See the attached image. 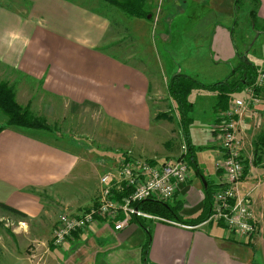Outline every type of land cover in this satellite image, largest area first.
I'll return each instance as SVG.
<instances>
[{
	"label": "crops",
	"instance_id": "obj_1",
	"mask_svg": "<svg viewBox=\"0 0 264 264\" xmlns=\"http://www.w3.org/2000/svg\"><path fill=\"white\" fill-rule=\"evenodd\" d=\"M25 1L40 23L26 22L0 0V64L53 98L51 111L84 119L96 115L98 140L94 149L87 150L76 138L8 127L0 111V264H32L27 256L30 243L49 244L59 214L80 215L94 204L100 177L108 167L106 172L114 171L125 153L154 164L181 155L184 138L167 91L173 74L195 79L208 68L215 83L245 58L264 71V32L242 50L234 44L235 0H164L157 23L160 44L170 54L172 65L166 63V69L152 75L144 65H134V45L125 47V40L121 44L127 32L122 19L114 22L108 14L70 0ZM257 2V19L264 26V0ZM257 42L258 53L252 60L250 49ZM11 78L15 76L7 77ZM189 99L194 103L191 95ZM214 103L204 149L190 133L192 145L197 152L205 151L203 157L211 164L195 156L189 180L167 202L184 219L199 215L205 191L213 194L221 185L222 175L213 167L222 156L220 140L211 133L217 117L212 112ZM162 113L170 114L172 120L156 119ZM195 117L193 113L191 129ZM252 127L245 112L239 122L243 165L239 189L253 202L259 226L256 235H240L223 223L187 229L133 218L117 232L96 223L61 248L49 244L41 264H264V145L260 142L264 131ZM139 222L151 229L145 263L147 235Z\"/></svg>",
	"mask_w": 264,
	"mask_h": 264
},
{
	"label": "built area",
	"instance_id": "obj_2",
	"mask_svg": "<svg viewBox=\"0 0 264 264\" xmlns=\"http://www.w3.org/2000/svg\"><path fill=\"white\" fill-rule=\"evenodd\" d=\"M263 89L262 70L254 82L243 89L242 95L234 98L228 109L219 114L212 129L213 136L220 140L222 150V156L213 167L222 175V180L212 195L211 214L203 223H223L243 236L256 235L259 226L254 218L252 200L248 195H242L239 189L243 173L239 122L245 112L251 110L255 114L253 110L262 103ZM182 155L154 164L134 156L132 152L125 153L114 171L105 172L100 177L94 204L80 215L73 216L68 212L58 215L49 244L61 248L75 234L84 232L96 223H103L117 232L133 218L160 221L187 229L196 228L154 216L138 207L147 200L167 203L189 180L190 168ZM49 244L45 245L47 249Z\"/></svg>",
	"mask_w": 264,
	"mask_h": 264
},
{
	"label": "rangeland",
	"instance_id": "obj_3",
	"mask_svg": "<svg viewBox=\"0 0 264 264\" xmlns=\"http://www.w3.org/2000/svg\"><path fill=\"white\" fill-rule=\"evenodd\" d=\"M70 1L71 3L73 2L78 6L81 5L82 7L93 10L95 12L101 14L105 13V15L108 14L110 17H112L114 22L119 23V20L122 19L120 23L125 24L124 27H126L127 32H125V35L122 36L123 40L121 41V44L125 40V43H123L125 47H128L130 43H132V46L134 45L132 48L136 50L137 58L133 60V63L134 65H138L140 67L145 66L147 69L146 72L149 75H152L154 72L160 74L162 71L161 68L166 69V63L172 65L170 54L167 50H164L162 44H160L161 31L158 30L159 23H157L158 19L162 18L161 10L162 12L164 11L166 0H143V10L148 14V17L144 20L130 18L120 9L113 5H110L104 0ZM235 4L237 7L236 12ZM1 5L7 10L17 12L18 16L25 19L26 22H33L32 24L41 22V20L37 16L30 13V5L25 0H2ZM253 7L254 2L252 0H235L234 3L233 41L235 46H237V48L240 50L243 49L245 44L251 46L257 34L253 30L251 22L249 20V15L247 14V12H249ZM137 24H140V26H137ZM41 32H43L42 29ZM55 38H57V36H55ZM258 43L259 42L255 43L254 46L250 49L251 52L249 53V57H251L252 60H255L254 53H258L260 45H258ZM230 69L231 70H228L226 74H222L223 76L220 78L221 80L232 72L233 68ZM258 70H260V67L258 68ZM210 73L211 71L208 68H205V70L195 79L201 84L203 83L205 85H210L214 83V81H217L212 80L213 78L210 77ZM9 76H15L18 83L16 81L13 82L15 78H11L10 80H8L7 77ZM0 80L12 86L11 88L14 93L15 101L20 106L27 107L30 111H32V114H34L35 116L39 115L37 117L44 120L45 124L49 128L48 131H45L47 135L60 139L76 138V141L83 147L87 148V150L94 149V143L98 140L95 129V120L97 119L96 115H89L87 116V119H84L68 115L65 111H51L50 107L54 102L53 98L51 99V97L44 95L41 92L39 86L33 83V81L28 78L22 79L21 77L15 75L14 70H11L10 67H7L3 64H0ZM190 95L192 96V98H194L195 104L193 113L196 115L194 121L195 125L192 127V129L190 128V133L193 132L191 138L195 142V144L197 143L201 146L202 150L204 149L203 145L205 144L207 135L209 134L208 117L210 114L211 105L214 102V98L212 94L198 90H195ZM239 95H241V93ZM239 95L237 93L234 95V97H237ZM57 103L62 104V102L58 100ZM263 105L264 103L253 110L255 113L254 115L251 113V110H249L248 112V119L251 127L254 126V128L258 129V131L262 128L264 131V112H262ZM254 128L252 127L253 130H255ZM21 130L33 131L32 129ZM39 131L43 132L42 130ZM32 133L35 134L37 132ZM193 147L196 158L198 157L200 162L208 161L210 165L211 160L203 157L204 155L202 153L205 151L197 152L198 148H196L195 146ZM177 148H179V144H177ZM166 149L169 148L167 147ZM186 152L187 147L184 143L182 144L181 154H185ZM115 161L112 162L113 165ZM109 168L110 167H108V169H105L104 172L109 170ZM189 168L191 170L192 167L189 166ZM43 243L44 246L47 244V242ZM43 243L40 244L37 240L30 243L27 250V256H29L28 258L32 264H41L45 262L44 260L49 252V249L44 248ZM38 249L39 252L37 253Z\"/></svg>",
	"mask_w": 264,
	"mask_h": 264
},
{
	"label": "trees",
	"instance_id": "obj_4",
	"mask_svg": "<svg viewBox=\"0 0 264 264\" xmlns=\"http://www.w3.org/2000/svg\"><path fill=\"white\" fill-rule=\"evenodd\" d=\"M120 9L129 17L146 19L148 14L143 10V0H104ZM254 7L249 11V20L253 30L257 34L264 32L262 26L257 19L258 2L252 0ZM238 3V1H237ZM236 3V4H237ZM235 4V12L237 10ZM258 23V24H257ZM258 67L249 62V60L241 59L238 61L232 72L223 80L215 82L211 85H204L199 83L196 79L181 73L173 74L167 85L168 96L173 103V113L177 115L178 126L182 132L184 143L187 147V152L181 157L190 167L195 168V151L190 141V128L193 124L194 103L189 99L190 94L195 90H202L211 93L214 96L215 103L212 107V112L218 121V116L221 112L228 109L230 103L234 100V95L241 93L244 88L252 84L258 74ZM12 86L0 80V111L6 117V125L17 129H32L48 131V126L44 120L38 118L27 107L20 106L14 98ZM240 95V96H241ZM238 97V96H237ZM156 119H163L167 121L172 120V116L168 113L158 114ZM3 127H0V131ZM213 134V130L211 131ZM260 142L264 145V136ZM209 190L205 191L204 207L196 217L184 219L177 215L176 207H170L167 203L158 202L155 200H147L138 205L139 209L146 211L154 216L172 220L184 225H198L203 223L211 214V196ZM2 207V206H0ZM139 225L144 228L146 232V243L143 247L142 260L146 262V255L149 251L151 240V229L139 222Z\"/></svg>",
	"mask_w": 264,
	"mask_h": 264
},
{
	"label": "water",
	"instance_id": "obj_5",
	"mask_svg": "<svg viewBox=\"0 0 264 264\" xmlns=\"http://www.w3.org/2000/svg\"><path fill=\"white\" fill-rule=\"evenodd\" d=\"M204 186H205V184H204Z\"/></svg>",
	"mask_w": 264,
	"mask_h": 264
}]
</instances>
